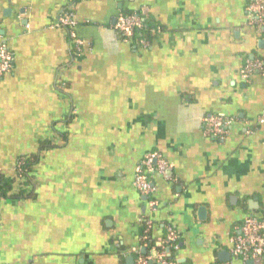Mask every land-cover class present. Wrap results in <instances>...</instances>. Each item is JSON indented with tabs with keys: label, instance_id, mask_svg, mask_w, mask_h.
<instances>
[{
	"label": "crops",
	"instance_id": "1",
	"mask_svg": "<svg viewBox=\"0 0 264 264\" xmlns=\"http://www.w3.org/2000/svg\"><path fill=\"white\" fill-rule=\"evenodd\" d=\"M248 1L0 0L12 57L0 174L14 180L0 198V264H134L146 221L156 245L178 233L180 264H242L229 239L264 219V76L240 78L246 60L264 61ZM127 10L158 29L145 46L114 29ZM65 12L79 56L56 27ZM209 115L233 121L226 138L204 133ZM150 152L168 163L151 178L154 210L133 186Z\"/></svg>",
	"mask_w": 264,
	"mask_h": 264
},
{
	"label": "built area",
	"instance_id": "2",
	"mask_svg": "<svg viewBox=\"0 0 264 264\" xmlns=\"http://www.w3.org/2000/svg\"><path fill=\"white\" fill-rule=\"evenodd\" d=\"M247 20L250 24L260 29L264 34V0H249L246 6ZM144 17L139 14H122L115 19L114 29L122 35L126 40L137 38L141 45H146L143 38H139L136 33L144 27ZM56 27L65 29L71 42L75 54H82L84 42L78 38L75 28L76 21L70 12L61 14L58 18ZM158 29L152 28L151 34H157ZM12 69V57L4 44L0 45V76L9 74ZM254 75L264 76V61L260 59L246 60L240 70V78L244 82H248ZM264 123V113L259 120ZM233 121L221 115H209L203 119V131L207 136L214 138H226L232 126ZM23 165L22 161L17 163V172L19 173ZM168 168V163L158 152L147 153L138 164L134 178L133 186L135 189L147 199L148 206L151 209L157 207L154 199L156 188L152 184V176L155 174H163ZM1 175V174H0ZM149 229L151 222L146 221ZM178 233L171 227L166 228L165 238L152 247L149 252H145L147 247L143 245L141 253L137 251L134 264H180L176 258L179 250ZM229 253L233 258L239 260L242 264H246L252 260L264 259V219L247 218L239 227L238 232L229 239ZM143 251V252H142ZM172 258H169L171 252ZM136 252V251H134Z\"/></svg>",
	"mask_w": 264,
	"mask_h": 264
},
{
	"label": "trees",
	"instance_id": "3",
	"mask_svg": "<svg viewBox=\"0 0 264 264\" xmlns=\"http://www.w3.org/2000/svg\"><path fill=\"white\" fill-rule=\"evenodd\" d=\"M122 14H139V15H143L142 14V11L140 10H127V11H122L121 12ZM144 17L145 21H144V27L140 30V32L136 33L137 35H139V38H143V39H147L148 41H150L151 37H152V34H151V30L152 28L155 27L154 24H152V22L150 21V19L148 18V16H142ZM125 39V38H124ZM126 40V39H125ZM133 44L137 43L138 39L137 38H133L131 40ZM23 162V165L21 167V170L20 172L18 173V177L20 179H24L29 176V173L31 172V163L28 162V161H22ZM27 184L30 183L29 180L26 181ZM12 184H14V180L12 179H6L5 177H3L2 175H0V198H6L8 196V194L10 193L11 189H12ZM22 191H20L19 193H17V195H14L15 197H18V196H22ZM165 238V236H164ZM140 244L143 246L144 244L147 246L145 248V252H148L149 249H151L152 247H155L156 249L159 248L157 247L156 245V242L155 240L152 238V234H151V230H149L147 228L146 225H143L142 226V235H141V241H140ZM171 254L169 256V258H172V254L173 252L170 251Z\"/></svg>",
	"mask_w": 264,
	"mask_h": 264
},
{
	"label": "water",
	"instance_id": "4",
	"mask_svg": "<svg viewBox=\"0 0 264 264\" xmlns=\"http://www.w3.org/2000/svg\"><path fill=\"white\" fill-rule=\"evenodd\" d=\"M253 261H248L247 264H251Z\"/></svg>",
	"mask_w": 264,
	"mask_h": 264
}]
</instances>
